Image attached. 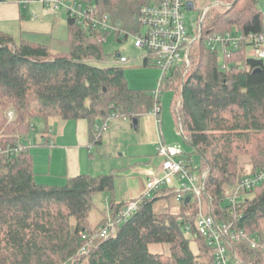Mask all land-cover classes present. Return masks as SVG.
Wrapping results in <instances>:
<instances>
[{
	"label": "trees",
	"instance_id": "trees-1",
	"mask_svg": "<svg viewBox=\"0 0 264 264\" xmlns=\"http://www.w3.org/2000/svg\"><path fill=\"white\" fill-rule=\"evenodd\" d=\"M153 1L97 0L100 13L130 33L139 29L141 8ZM215 1L226 6L208 9L202 38L190 49L185 77L183 68L176 69L163 80L160 94L173 92L170 114L200 157L196 169L190 155H184L192 171L206 172L211 215L246 236L233 243L243 263L264 264V180L246 193L251 198L234 207L228 201L223 204L229 197L226 188L233 192L243 179L264 170V59L250 56L251 37L264 33V13L256 0ZM202 6L209 4L204 0ZM210 34L237 37V47H228V57L219 49L212 52L205 42ZM102 36L81 29L68 15L67 40L55 41V49L51 43L15 39L0 31V148L26 138L38 122L45 126L40 134L47 135L55 120L88 121L90 141L96 143V122L112 115L137 122L140 115L160 108L153 91L129 88L120 57L104 65ZM147 53L144 67L151 65ZM113 187V174H80L64 185L39 184L28 151L0 157V264H216L207 241L194 237L192 202L180 203L176 212L161 205L174 196L167 187L149 198L130 200L141 201L135 213L115 234L99 237L108 220L127 205L112 198L108 214L90 222L93 196L113 197ZM151 245L161 246L163 252H150Z\"/></svg>",
	"mask_w": 264,
	"mask_h": 264
},
{
	"label": "built area",
	"instance_id": "built-area-1",
	"mask_svg": "<svg viewBox=\"0 0 264 264\" xmlns=\"http://www.w3.org/2000/svg\"><path fill=\"white\" fill-rule=\"evenodd\" d=\"M32 0H19L20 4L27 6ZM38 1L44 11L51 9L58 11L63 8L69 18L73 19L75 23L83 30L90 29L97 30L104 34L99 38L103 43L105 36L113 31L119 38H124L129 34L135 35L134 46L136 48H144L151 53V62H155L157 67L161 70V78L158 87L153 91V96L158 99L160 96L161 86L163 80L169 77L178 68H183L182 76L185 77L189 67L190 59L189 52L195 41L202 38V24L203 19L210 7L223 5L219 1H213L212 4L203 8L193 36L188 33L184 18L186 11V3L191 1L195 9L194 0H155L152 3L143 6L139 12L136 22L139 29L134 33H130L123 29L117 22H113L106 14H101L98 9L97 0H35ZM193 9V10H194ZM141 30H144L141 33ZM252 51L250 56L254 59H264V33L252 36ZM206 44L213 52L219 49L222 56L228 57L230 51L228 47H237L239 38L231 37L229 34L222 35H207L205 37ZM126 59L119 58V63H126ZM222 64L221 68H225ZM181 99L179 98L176 107L180 108ZM151 113L159 121L160 108L155 106ZM8 116L11 118L12 113ZM115 115L109 117L106 121L96 122L94 129L98 135L106 129L107 124ZM179 132L182 129L179 125ZM29 140L21 138L14 145H9L5 148H0V157H8L10 155H17L25 153L29 150ZM51 146V145H50ZM156 155L161 159V167L159 172L151 175L147 182L143 197L149 198L153 192L161 188L167 187L171 189L174 197L179 203L185 202L189 197L188 202L195 201V227L196 231L194 237H202L207 241V244L212 248L213 260L216 264H245L233 250L234 242L245 241L246 236L242 232L236 233L233 230V224L228 222H218L210 213V208L206 203V198L210 203L209 197L205 198V175L206 172L193 174L185 160L184 154L175 146H167L159 137L156 145ZM264 180V170L255 176L243 179L240 184L233 190L231 196L227 198L229 204L233 207L248 191L252 190L256 185ZM206 211L203 210L204 200ZM140 200L127 202L115 218H110L106 225L101 229L99 237H109L115 234L118 225L127 221L138 209ZM185 231L190 232V227L185 226ZM95 235L93 238H95ZM86 239L85 235H82ZM254 248L256 244L251 242ZM229 261V262H228Z\"/></svg>",
	"mask_w": 264,
	"mask_h": 264
},
{
	"label": "rangeland",
	"instance_id": "rangeland-1",
	"mask_svg": "<svg viewBox=\"0 0 264 264\" xmlns=\"http://www.w3.org/2000/svg\"><path fill=\"white\" fill-rule=\"evenodd\" d=\"M206 1L210 5L215 0ZM256 1L258 9L264 13V0ZM203 2L204 0H195V9L191 12H185L184 22L186 29L191 36H193L197 20L203 10ZM20 6L23 9V13L27 17V24H38L40 22L45 24L43 36L36 38L38 39L36 41L41 43H51L53 49H55L57 48V45H53L55 41L67 40V14L65 9L61 8L58 11L47 9L45 14L42 15L43 7L38 1L32 0L27 6H24L23 4H20ZM220 6L225 7L226 5L223 4ZM34 16L36 18H34ZM38 20L41 21L37 22ZM23 26H25V24ZM3 30L11 33L15 39H19L18 34L16 33L15 25L9 27L0 26V31ZM143 31L144 30H141V33H143ZM134 43V34H129L126 39L122 38V40L117 41L114 32H109V34L105 36V40L102 43L103 51L106 56V62L104 65L110 66L115 64L114 58L117 54H119L121 58H124L127 61L123 67L124 75L129 88L132 90L152 92L158 87L162 74L161 70L157 67L155 62H151V65L144 67L143 58L148 56V53L144 48H136ZM172 100L173 92L171 90H163V92H161L159 96V121L161 136L167 146H175L179 148L184 155H190L193 166L197 169L200 165V157L195 153L194 147L187 143L184 137L180 134L179 127H177L170 114L169 107ZM145 116H140L136 123L134 121L124 120L123 118L111 119L107 124L106 129L100 133L99 136H101V139L98 142L96 141V143L91 146L93 157L88 158L85 164L79 162L82 160V156L79 155L80 152L77 149L72 147H70L66 153H64V151H59V158H52V172H64V162L61 160H64V155H66V159H69L70 161L68 168L70 169V172L73 173L71 175H74V171H76L74 170L73 165L78 167V163L79 167L82 169L80 170L82 171L80 173L90 174L91 176L114 175L113 197L111 193H100L93 196L92 201L94 204V210L92 211L89 219L91 223L96 222L101 216H103V214H108V208L112 198L115 202H129L130 199L127 194L125 184L126 178L130 177L136 180L143 176L144 173L145 176L149 177L153 172V156L154 154L156 155L157 144H155L153 148H151V145L149 144L147 138L149 136L145 129ZM79 124H85V133H88V121L86 120L65 122L55 120L50 122L48 128L49 131L46 133L47 136L51 138L48 142H46V140H40V132L42 129H45L44 124L42 122L35 124L34 129L26 136V139L30 142L28 152L38 146L39 140L42 142L41 145H46L44 147H40L44 151L36 158V173H46L48 169L49 158L45 150L55 148L56 146L62 147L64 145H71L74 143L73 141L75 138L79 140L82 138L81 136H83L84 139V135H88L84 133V130H82V127ZM72 133L75 135L71 136ZM158 160L160 161V159ZM192 173L195 175L198 174L197 170H193ZM41 179H45L44 181L46 182L44 183H49V185H64L66 182V179L64 178L51 182L50 179L48 180L47 176L36 177V181H40ZM232 193L233 192L230 189L226 188L227 196H231ZM251 197V194H245L244 196H241L239 200L242 201ZM194 202L195 201L193 200L192 204ZM162 204L164 206L165 204H168L172 211L176 212L177 209H179L180 203L173 196L168 201L162 200L161 205ZM223 204H227V199ZM194 210L196 211V209ZM203 210L206 211L205 200ZM192 246L195 250L194 245ZM149 250L152 253L163 252L162 247L159 245H151Z\"/></svg>",
	"mask_w": 264,
	"mask_h": 264
},
{
	"label": "crops",
	"instance_id": "crops-1",
	"mask_svg": "<svg viewBox=\"0 0 264 264\" xmlns=\"http://www.w3.org/2000/svg\"><path fill=\"white\" fill-rule=\"evenodd\" d=\"M19 0H6V1H0V26H4V27H9L12 25L16 26V33L18 34L19 38H24L27 39L29 41H33V42H38L36 40V38H40L41 36H43V32L45 29V24L41 23L39 20L37 22H40L38 24H27V17L25 16V14L23 13V9L20 6V4L18 3ZM45 14V11L43 9L42 11V15ZM34 18H36L34 16ZM33 23V21H32ZM25 24V26H23ZM7 30V29H5ZM2 32H6L9 33L8 31H2ZM11 34V33H9ZM13 36V35H12ZM146 115V116H145ZM140 116H145L146 120H145V129L147 131V134L149 137L148 141L149 144L151 145V148H153V146L155 144H157L159 137L163 140V137L161 136V127H160V121H158L155 116L149 112V113H145L142 114ZM139 116V117H140ZM127 120V119H124ZM78 121V120H77ZM82 127V130H84V133L86 132V126L85 124H79ZM75 128H76V124H75ZM89 130H90V125L88 123V129L87 132L85 133L87 136L84 135V139L83 136H81L82 138H80L79 140L77 138L74 139V143L71 145H64V146H56L55 148H51L49 150H45V152H47L48 154V158H49V163H48V169L46 171V173H36V158L38 156H40L43 153V149L40 147H44L46 145H41L42 142H40V140H46L49 141L48 139H51L50 137H48L47 135L42 136L40 134V140L38 141V146L34 147L33 150L29 151V154L32 157V161H33V171H34V177H35V181H36V177L37 176H47L48 180L50 179L51 182H55V180L59 179H69L75 176H78L80 174H86V173H80L82 171L81 167H79V163H78V167L73 165L74 167V175H71L73 173L70 172V169L68 168V164H69V159H66V155L64 160H61L62 162H64V172L63 173H58L55 171H51V166H52V158L55 159L59 158V151L66 153L68 151V149L70 147L77 149L80 153L79 155H81L82 160H80V163H84L88 160V158H92V151H91V146L95 143L90 141V137H89ZM64 133V132H63ZM75 134L72 133L71 136H74ZM101 139V136L99 138V140ZM89 140V141H88ZM164 142V140H163ZM165 143V142H164ZM45 144V143H44ZM58 147V148H57ZM155 151V150H154ZM157 155L154 154V163H153V172L151 173V175L159 172L160 167H161V159L156 157ZM144 157V156H143ZM160 159V161L158 160ZM88 165V162H87ZM150 167V166H149ZM148 168V167H146ZM146 172V170H145ZM90 175V174H89ZM150 175V176H151ZM149 176V177H150ZM147 176H145V173L143 176H141L138 179H133V178H126L125 179V184H126V188H127V194L129 195V199L133 200L137 197H139L140 195H142L145 191L146 188V182L148 180ZM40 178V177H38ZM43 180V181H41ZM40 181H36L39 184H45V185H49V183H44L46 181H44L45 179H41ZM135 180V181H134ZM129 200V201H130Z\"/></svg>",
	"mask_w": 264,
	"mask_h": 264
},
{
	"label": "water",
	"instance_id": "water-1",
	"mask_svg": "<svg viewBox=\"0 0 264 264\" xmlns=\"http://www.w3.org/2000/svg\"><path fill=\"white\" fill-rule=\"evenodd\" d=\"M0 1H6V0H0ZM193 9H194V7H193V3H192L191 1L187 2V3H186V11L191 12V11H193ZM115 57H116V58H119L120 55L117 54ZM134 122L136 123V120H135ZM188 201H189V197H187V198L185 199V202H188Z\"/></svg>",
	"mask_w": 264,
	"mask_h": 264
}]
</instances>
